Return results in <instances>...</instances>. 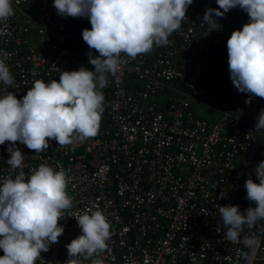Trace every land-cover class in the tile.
Returning a JSON list of instances; mask_svg holds the SVG:
<instances>
[{"label":"built area","instance_id":"1","mask_svg":"<svg viewBox=\"0 0 264 264\" xmlns=\"http://www.w3.org/2000/svg\"><path fill=\"white\" fill-rule=\"evenodd\" d=\"M52 4L13 0L14 15L0 23L8 30L0 35V59L14 85L0 83V91L9 87L19 99L36 80L93 68L82 39L88 18L57 15ZM206 8H218L216 0H193L167 45L126 58L119 82L110 77L102 89L95 137L67 146L50 140L43 153L16 142L26 175L47 163L69 177L72 207L58 222L64 232L36 264H64L65 245L80 234L72 216L88 208L111 225L99 254L105 264H264V237L253 248L228 241L216 206L255 207L244 182L250 176L259 183L254 169L264 160V130H255L264 98L246 104L248 94L234 87L228 70L227 39L249 18L232 8L214 17L213 31L202 19ZM8 143L0 145V180L19 171L6 163ZM221 191L226 198L216 199Z\"/></svg>","mask_w":264,"mask_h":264},{"label":"clouds","instance_id":"2","mask_svg":"<svg viewBox=\"0 0 264 264\" xmlns=\"http://www.w3.org/2000/svg\"><path fill=\"white\" fill-rule=\"evenodd\" d=\"M12 3L13 0H0V23L14 15ZM192 3L193 0H53L57 15L88 18L91 28L82 30V39L88 45V60L93 68L60 71L58 81L36 80L19 99L8 91L9 87L0 91V145L9 142L6 163L19 170L0 180V250L4 253L0 264H36L42 252L58 243L64 232L58 222L72 207L65 170L42 163L26 175L25 155L16 142L43 153L50 140L67 146L95 137L104 112L102 89L109 84V78L119 82V70L127 59L147 54L154 46L167 45L169 37L182 27ZM216 4L218 8H206L202 17L213 31L219 28L214 17H223L232 8L238 7L248 15V22L233 30L226 43L230 79L240 93L248 94L245 103L250 104L252 96L264 98V0H216ZM7 31L4 23L0 35ZM92 50L99 55L94 56ZM0 83L14 85L4 59H0ZM255 130H264V109L256 118ZM254 171L259 183L249 176L244 188L246 199L255 207L241 212L238 205H216L221 218L218 228L225 229V238L247 248H253L264 237V160ZM226 196L227 192L221 191L216 199ZM72 218L80 234L65 245L68 258L64 264H83V260L105 264L99 254L107 249L112 233L103 212L88 208Z\"/></svg>","mask_w":264,"mask_h":264}]
</instances>
